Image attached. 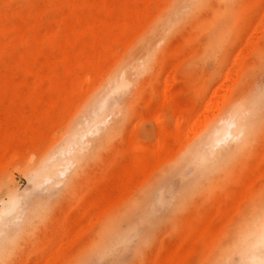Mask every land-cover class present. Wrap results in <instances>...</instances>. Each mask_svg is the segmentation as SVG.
<instances>
[{
	"label": "rangeland",
	"instance_id": "1",
	"mask_svg": "<svg viewBox=\"0 0 264 264\" xmlns=\"http://www.w3.org/2000/svg\"><path fill=\"white\" fill-rule=\"evenodd\" d=\"M68 32L84 52L70 75L54 69L70 82L56 92L48 61ZM101 102L93 139L83 124ZM233 109L243 136L210 154ZM0 115L10 133L45 118L0 167V208L19 202L0 221V264H250L264 232V0H0Z\"/></svg>",
	"mask_w": 264,
	"mask_h": 264
},
{
	"label": "bare ground",
	"instance_id": "2",
	"mask_svg": "<svg viewBox=\"0 0 264 264\" xmlns=\"http://www.w3.org/2000/svg\"><path fill=\"white\" fill-rule=\"evenodd\" d=\"M108 10H111V9L108 8ZM81 11L85 12L86 10L80 9L77 7L71 8V12L75 14ZM35 13H38V10H36ZM26 25H27V21L23 19V26L25 27ZM69 29L73 30L74 27L73 26L69 27ZM61 38L62 39L60 41V46H59V56H57L54 59H50L48 61V66L50 68V73L47 77V80L50 83L49 89L56 91V92L68 91L70 82L69 80L67 82V80L64 77H60L58 73H55L54 69L56 67L67 66V74L70 75V73H72V69H74L78 64L79 56L84 52V48L83 47L81 48L80 41L76 36H74V34L68 32L66 36L61 37ZM114 83L115 85L118 86L117 81ZM16 90H17L16 84H13V83L8 84L7 91L15 92ZM28 90H31V88H28ZM168 99H170V97L166 98L165 100L167 101ZM103 108H104V102H101L98 105V107H96V109L92 112L91 117L89 118L90 122L88 120L90 126L87 127L88 124H85V123L83 124V127H85L86 125V128H85L86 131H88L87 129H90L88 133L84 130L85 131L84 133L91 135L93 139L96 135L98 136L100 127L104 126L107 122L108 117L102 115ZM241 115L242 114L241 112H239L238 109H235V110L233 109L230 112H228L226 117L219 119L216 127L210 132V138L208 140V143L206 144V150L210 154L217 153V151L221 150L224 146H227L230 142H236L237 140L241 138V136H243L245 127L240 124ZM44 119H45L44 117L41 118V117L35 116L31 120V122L33 123V125L31 126L32 130L27 131L24 127H22L21 129H18L16 132L10 133V131L8 130L9 125L15 120H9L7 117L0 115V167L7 165L11 161L12 152L16 147V144H13L12 142L21 140V141H25L26 144L30 145L31 143L35 142L36 139H38L37 133L39 131V128L35 126L37 125V123L43 122ZM18 121L23 123L24 120H18ZM82 131H80L79 133H81ZM79 135L81 134H78L76 132L73 138L74 139L76 137L78 138ZM81 137L79 136V138ZM79 138H78L77 143L83 145L82 143L83 141L79 142L80 141ZM39 139H40V136H39ZM203 147L204 146H202V148ZM203 151H204V148L202 152ZM235 152L236 150L231 149L227 152V154H225V156L229 157V155H232ZM204 153L207 154L205 151ZM66 160L65 162H68V160L67 161ZM62 165L60 166L61 170L59 172L57 173L50 172L48 174H44V177H46L48 181L51 183L53 181L56 182L55 177L57 175H63L66 171L67 167L66 166L62 167ZM49 167L47 168V166H45L42 171L46 173ZM130 178H131V173L130 175H128L127 180L130 181ZM126 186H128V184ZM17 203L19 204L17 200L10 199L6 204H3L1 206L0 221L3 218H6L10 216V214H12L14 209H16L15 208L16 205H18ZM262 219H263V216H262ZM255 238L256 240L251 245V248L253 249V256L249 259L250 264H259L261 262H264V232L262 234L260 233V235L258 234L257 237L255 235Z\"/></svg>",
	"mask_w": 264,
	"mask_h": 264
}]
</instances>
